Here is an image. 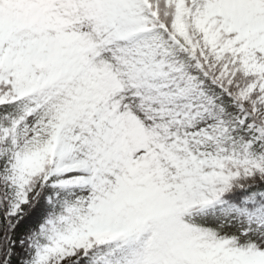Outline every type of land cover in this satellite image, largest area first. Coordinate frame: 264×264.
Masks as SVG:
<instances>
[{"label":"snow or ice","instance_id":"1","mask_svg":"<svg viewBox=\"0 0 264 264\" xmlns=\"http://www.w3.org/2000/svg\"><path fill=\"white\" fill-rule=\"evenodd\" d=\"M0 264H264V0H0Z\"/></svg>","mask_w":264,"mask_h":264}]
</instances>
